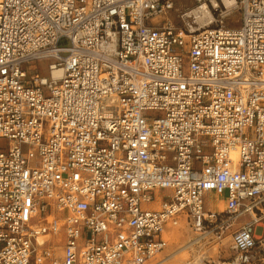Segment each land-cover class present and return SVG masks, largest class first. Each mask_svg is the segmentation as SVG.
I'll return each mask as SVG.
<instances>
[{"label": "built area", "instance_id": "1", "mask_svg": "<svg viewBox=\"0 0 264 264\" xmlns=\"http://www.w3.org/2000/svg\"><path fill=\"white\" fill-rule=\"evenodd\" d=\"M237 7L190 31L173 0H0V264L142 263L219 197L247 219L207 264H264V0Z\"/></svg>", "mask_w": 264, "mask_h": 264}, {"label": "rangeland", "instance_id": "2", "mask_svg": "<svg viewBox=\"0 0 264 264\" xmlns=\"http://www.w3.org/2000/svg\"><path fill=\"white\" fill-rule=\"evenodd\" d=\"M201 1L207 4L214 17L213 22L210 24L211 27L220 25L234 27L237 25L239 20L238 0H236L235 7L230 10H227L223 5L222 0H215L216 5H213V0H173V8L170 12L174 17V23L176 25H182L185 22L189 23L190 17L186 16V12ZM161 18L160 16L157 19ZM200 21L197 20L192 26L201 24L202 21ZM43 73L46 74V71H43ZM162 193L165 194L166 191L163 190ZM210 197H207V204L210 202ZM157 203H155V207L159 208ZM211 210L219 212L217 220L201 231L191 229L186 222L185 215H175L169 218L167 222L175 220L178 224L173 227H165L166 224L164 225L162 235L165 238V245L160 251L148 257L140 264H207L208 261L218 262L226 259L233 253L231 248V232L243 220L247 219V216L235 218L232 220L231 225L225 228L220 227L219 221V219L225 218V213L223 212L224 200L222 197H219V202H213ZM44 239H51V235H43ZM190 241L191 243L187 245ZM55 252L59 254L60 248L56 247Z\"/></svg>", "mask_w": 264, "mask_h": 264}, {"label": "bare ground", "instance_id": "3", "mask_svg": "<svg viewBox=\"0 0 264 264\" xmlns=\"http://www.w3.org/2000/svg\"><path fill=\"white\" fill-rule=\"evenodd\" d=\"M212 3L213 5L217 4L215 0H213ZM222 3L227 8V10H230L235 7L236 0H222ZM186 16L190 17L189 19V22L191 23V25L189 26L190 31H196L198 29H201L202 27L209 26L213 22V18H214L207 4L204 1H201L199 4L192 7L188 12H186ZM197 20H201L202 23L199 25L192 26V24L193 23L195 24ZM51 74L54 78L60 77L63 74V68L55 67L54 69L51 70ZM177 224L178 222L173 220V221L167 222L165 227H173V226H176ZM37 241L38 243H41L43 241V235H38ZM190 243L191 241L187 245H189ZM137 264H140V263H137Z\"/></svg>", "mask_w": 264, "mask_h": 264}]
</instances>
